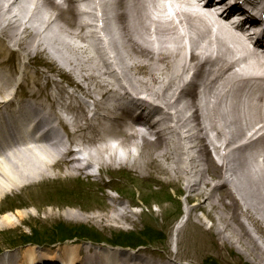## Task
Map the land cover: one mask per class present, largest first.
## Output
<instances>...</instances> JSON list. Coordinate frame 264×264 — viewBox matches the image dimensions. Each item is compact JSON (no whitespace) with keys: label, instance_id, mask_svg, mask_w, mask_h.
Segmentation results:
<instances>
[{"label":"bare ground","instance_id":"obj_1","mask_svg":"<svg viewBox=\"0 0 264 264\" xmlns=\"http://www.w3.org/2000/svg\"><path fill=\"white\" fill-rule=\"evenodd\" d=\"M229 1L246 13L240 0ZM174 2L172 17L164 0H0V70L7 73L4 90L14 85L21 72L22 53L29 60L15 94L0 99V142L21 135L28 123L34 124V131L47 128L41 133L42 144L29 152L9 154L12 149L0 143V200L30 191L32 184L41 185L57 169L66 176L82 173L79 162L68 160L72 145L88 149L87 145L121 138V146L110 150L106 145L97 153L117 150L112 156L116 158L118 152L127 157L131 150L138 151L133 172L140 170L141 177L178 190L183 184L185 193L195 194L187 202L186 227L180 233L174 228L167 241L176 252V262L147 253L110 252L111 264H181L187 259L196 264L198 257L212 258L227 248L225 256L239 264H264V61L256 60L244 42L227 30L213 31L204 19L195 17L185 0ZM17 4L19 12L7 17L8 8L11 11ZM79 10L86 18L71 24V11ZM57 20L52 32L65 41L51 47L55 64L62 71L66 65L78 78L67 84L49 76L54 70L45 73L37 68L43 65L38 59L43 51L33 47L45 37L46 26ZM91 21L104 22L107 41L96 30L88 33L89 27L99 26ZM253 82L256 85L250 86ZM83 97L92 100L91 118ZM157 113L161 117L155 120ZM54 120L55 130L50 126ZM53 133L60 134L56 141ZM129 140L136 142L125 150ZM203 162L207 167L199 175ZM218 168L227 169L229 178L222 179ZM21 198L19 203H25ZM112 209L111 215L67 212L66 216L136 224L126 208ZM199 210L214 220V227H206L196 214ZM26 215L27 211H21L17 221L3 215L0 235L11 233ZM47 221L54 223L56 217ZM189 228L193 229L190 234ZM149 230L160 240L165 238L155 228ZM233 244L250 248L237 251ZM190 249L194 253L186 254Z\"/></svg>","mask_w":264,"mask_h":264},{"label":"rangeland","instance_id":"obj_2","mask_svg":"<svg viewBox=\"0 0 264 264\" xmlns=\"http://www.w3.org/2000/svg\"><path fill=\"white\" fill-rule=\"evenodd\" d=\"M56 28V26L54 25H47L46 26V30H45V37H43L40 40V43L44 46V47H48L51 48L53 45H61L63 43V41H65L62 37H56L55 36V32H52V29ZM48 32V33H47ZM49 34V37L46 35ZM51 35V36H50ZM69 48H71L68 45ZM72 52H74L73 50H71ZM133 177L137 178L138 180L141 177L142 173L139 170L138 173L133 172ZM49 178H45L43 179V182L41 183V185L39 186H35L32 184V186L30 187V191H25V192H21V193H17L15 196L10 198H3L1 199V203H0V218L3 217V215L7 214V215H12L14 216V219H19L18 218V214L21 213V211H27V215L26 217H23V220L21 219L20 223H18V225L16 224V228L12 229L13 231L11 233H1L0 235V240L1 238L5 235L8 234L9 236V241H5L3 243H1L0 245L3 248H6L7 244H14V245H22L23 241L26 240V238L28 237H32V242H34V240H36L37 238H48V236L44 235V236H40L38 234H36L35 232H28V228L25 226V223H29L32 226L35 225L36 220H48V217L54 216L56 215V217L58 219H60L59 221L60 224L56 227H61L63 231H67V232H74L75 233H80L79 235L83 236L84 235V231H86V233H89L90 237H94L96 239H98V241L100 242H104L105 240H101L99 239V237L101 238H109V237H114V236H119V238L121 237L122 239H125V241L128 243V241L131 243L135 240L136 238V233L135 232H130V234H127L125 231L128 230V228L130 229V226H126L124 227L123 225L129 224L125 223L123 225H120V228L118 229L115 225L110 226V224H106V223H101V222H90L92 229H95L96 232L94 233L92 230H85L88 227L82 226L81 221L78 219H73L70 217H63V215H67V212H73L75 213L76 211H80L81 213L86 214L85 210H83L82 208H80V206H84L82 204H80L79 199L76 198V195L78 193V191H76L75 193H69V194H65L63 193V189L61 187H59V184H63V183H67L68 181H64L63 180V176L59 175L58 173H54L52 176H48ZM147 179V187H137L135 186L133 189L128 190L124 193L125 198H127L128 200H132L136 202H138V198H139V202L141 201V209H139L140 213H137V218H136V222L137 225L135 226V228H137V230L144 228L145 230L144 232L141 234V236L143 238H147L149 237H154L155 240L157 242L153 243V244H159L160 248L165 249L164 251H161L159 249H152L150 248V246H146L145 248L143 247V249H146L148 252H150L151 254H155V255H163L164 254H168L170 252V245H167V241L165 239H163V241H161L158 237H155L154 234H149L151 231L149 230L150 227L155 228L156 230H159L162 234H164V237L169 238L168 234L173 231L172 225L173 222L176 220H181L184 215H183V211L185 208V202L184 199H186V195L181 192L182 194L178 193L177 190L174 187H171L168 190V194H166L163 190L159 191L158 189H160L159 185H154L152 186L151 184H149L152 179L146 178ZM63 180V181H62ZM142 181V180H141ZM76 183V182H74ZM74 183H70V186H76V184ZM37 184V183H35ZM182 186V185H181ZM181 190H183L180 187ZM155 190V192H154ZM110 193V192H109ZM27 195L26 197H24V195ZM112 196L118 197L116 195H113V193H111ZM21 196H23L21 198ZM21 198V202H25V203H19L20 201H18V199ZM89 206H97L99 205V203L97 204H88ZM75 209H72V208ZM35 210V212H39L40 216H34L33 214H31L30 212H32V210ZM39 210V211H38ZM105 214H110L111 215V211L105 210L103 209ZM143 210V211H142ZM34 212V211H33ZM138 212V211H136ZM143 212V213H141ZM52 213L54 215H52ZM131 215L132 217V213L129 214V216ZM197 215L199 217H201V220H204V223H206V227H214V220L213 219H208L206 217V215L202 212L199 211L197 212ZM216 216H218V213L216 212L215 214H213V218L216 219ZM155 221L153 223L152 220ZM212 218V217H211ZM218 220V219H217ZM131 221V220H130ZM107 222V221H105ZM111 222V221H108ZM107 222V223H108ZM118 222L124 223L127 221H122L119 220ZM152 222V223H151ZM47 224L41 225H35L39 230H44V228H47L48 225H50V223L44 222ZM151 223V224H150ZM69 225V226H68ZM89 226V225H87ZM73 227V228H71ZM185 227V226H184ZM205 227V228H206ZM124 230L123 233H121L119 230ZM184 229V228H182ZM181 229V230H182ZM82 231V232H81ZM100 232V234L98 233ZM192 232V229L189 228V233ZM13 233V234H12ZM97 233L99 234V236H97ZM153 233V232H152ZM12 234V235H10ZM147 234V235H146ZM154 235V236H153ZM221 236V235H220ZM218 236H215V238L217 239ZM222 237V236H221ZM168 240V239H167ZM170 241V239H169ZM82 244V247L84 245V249L83 251H87V253L90 251L91 249H93V246H91L90 243H85L82 242L80 243ZM234 248L239 251V249H247L250 248V245H245V246H241L240 244H233ZM35 251L37 252V254L41 255V256H45L48 254H53L51 253L49 247L47 246H43V247H39L38 246H34ZM43 248V249H40ZM45 248H49V249H45ZM228 249V248H227ZM249 250V249H248ZM225 251V250H224ZM221 251L220 254H218L221 258V254L224 252ZM194 250L190 249L188 250V252H186V254H193ZM238 253V252H237ZM224 254H226L224 252ZM239 254V253H238ZM242 254V253H241ZM244 255V254H242ZM244 258L248 259L247 256H243ZM173 258V257H172ZM175 259V258H173ZM231 259H227V261L229 262ZM244 261V260H243ZM245 262V261H244ZM208 264H221L220 262H212V261H207ZM222 264H224L222 262ZM234 264H239L238 260L235 259Z\"/></svg>","mask_w":264,"mask_h":264}]
</instances>
